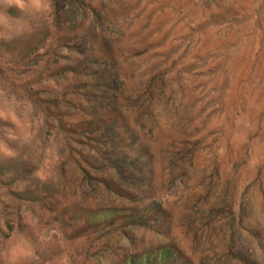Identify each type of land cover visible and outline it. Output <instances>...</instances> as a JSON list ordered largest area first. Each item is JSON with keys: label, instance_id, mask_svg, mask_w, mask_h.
<instances>
[{"label": "rangeland", "instance_id": "374dc122", "mask_svg": "<svg viewBox=\"0 0 264 264\" xmlns=\"http://www.w3.org/2000/svg\"><path fill=\"white\" fill-rule=\"evenodd\" d=\"M0 264H264V0H0Z\"/></svg>", "mask_w": 264, "mask_h": 264}, {"label": "clouds", "instance_id": "9594fccd", "mask_svg": "<svg viewBox=\"0 0 264 264\" xmlns=\"http://www.w3.org/2000/svg\"><path fill=\"white\" fill-rule=\"evenodd\" d=\"M18 2H19V0H18Z\"/></svg>", "mask_w": 264, "mask_h": 264}]
</instances>
